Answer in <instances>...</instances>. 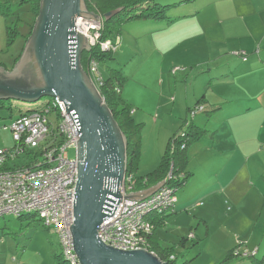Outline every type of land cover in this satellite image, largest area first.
Returning a JSON list of instances; mask_svg holds the SVG:
<instances>
[{
    "label": "rangeland",
    "instance_id": "rangeland-1",
    "mask_svg": "<svg viewBox=\"0 0 264 264\" xmlns=\"http://www.w3.org/2000/svg\"><path fill=\"white\" fill-rule=\"evenodd\" d=\"M15 1L12 0V2ZM154 1L160 5H172L177 2H218V7H226L228 11L229 7L226 6L228 3L224 2H246V0ZM254 1L264 2V0ZM19 7L14 13L0 16V64L9 69L24 45V37L19 33V36L11 44H8L5 29L2 31L4 20L7 19L6 24L17 25L18 30L21 31L23 26L30 21L29 19L33 18L29 4H21ZM210 10L209 7L203 17L204 22L211 14ZM167 13L171 16L173 11H167ZM193 18L180 19L170 25V29H174L176 26L182 27L183 25L188 28H197ZM137 22L129 21L120 26V40L115 45L113 58L99 63L98 72L105 77L109 67L121 68L125 75L124 86L129 92L128 99L134 104H132L134 106L132 108L135 110L137 107L140 112V115L136 117L141 119V122H139L141 123L140 156L136 173L144 175L159 164L168 134L171 131L183 129L184 119L188 116V113L185 112L186 96L191 98L192 93L198 92L200 89L202 91L204 89L203 86L205 87L206 85L203 72L202 74L199 72L200 68L205 64H198V62L204 61L203 58L207 51H210L213 48L212 46L218 47V45L211 43V38H207L208 34L189 36L186 39L182 38L180 42L177 40L178 33L174 30H165L163 33L160 31L152 32L151 34L154 35H151L153 42H149L147 37L149 34L142 32V24ZM155 47L162 52H158ZM240 51L244 50L235 49L232 54L236 55ZM192 63H197V65L192 66ZM220 86H223V84ZM46 98V96L41 97L37 103L44 101ZM12 100L25 103L24 105L28 104L17 99ZM7 103L8 100H5L4 105ZM14 116L15 111L12 109L6 106L0 108V149H9L15 144L12 131L9 128ZM177 117L181 118L175 121ZM48 118L56 125L57 119L54 111L48 113ZM50 140L51 137H48L45 141L48 142ZM53 142L57 143L58 140H53ZM35 151H38L37 148L25 149L17 156L9 158L7 166H25L37 160L40 155H35ZM66 153L69 158L75 157V146L66 148ZM188 153L191 154V159L185 166V170H195V175H188L189 179L195 181V185H198L199 181L203 180V177L207 178L215 175L217 165H207V160L200 156V154L204 156V153H208V150L193 151L192 153L188 151ZM178 190L175 193L176 197L180 194ZM212 196L215 198L213 202L201 198L202 204L200 205L199 200H196L200 196H192V198H196L186 204L196 200V203L190 205L189 208L192 209L198 206L210 210L211 208L209 207L213 203L219 209L223 207L228 210V213L230 209L233 211V205L227 204V201L233 202V199H223L224 203L222 204V199H216L215 194H212ZM174 207L175 204L166 211L164 224L158 226L156 230L163 243L172 244L173 252L176 254L175 264L235 263L238 257L234 258L232 263H225L223 260L228 249L244 244V237L240 236L243 235V227H239L236 222L228 221L220 227L211 228L212 233L208 238V233L205 230V225L202 226V221L198 230H196V220L194 224H191L192 228H190L188 225L192 221L191 212L176 211L174 213ZM218 208L217 210H219ZM193 233H198L200 238L197 240ZM182 235L186 236L184 245H181L180 242ZM23 253H25L24 256L28 257V261H38V263L34 264H55L57 260L54 254H61V246L56 232L45 226L39 216L34 213L24 214L22 217H17L14 214L0 216V260L12 262V259L15 260L17 256Z\"/></svg>",
    "mask_w": 264,
    "mask_h": 264
},
{
    "label": "crops",
    "instance_id": "crops-1",
    "mask_svg": "<svg viewBox=\"0 0 264 264\" xmlns=\"http://www.w3.org/2000/svg\"><path fill=\"white\" fill-rule=\"evenodd\" d=\"M3 1L5 0H0V2ZM8 1L12 2V0ZM217 3L183 2L168 10L173 11L171 21L141 19L137 23L142 24V32L149 34L147 36L149 42H153L152 32L163 33L165 30H174L178 33L177 40L180 42L182 38L208 34L207 38H211V43L218 45V47L212 46L213 48L205 54L204 61L198 62V64H205L199 70L201 74L203 72L206 79L204 89L192 93L191 98L187 96L185 98V112L202 95L204 97L202 102L207 109L205 112L196 113L193 117V122L205 131L188 146L186 165L191 159L188 151L192 153L208 150V153H204V156L200 154V156L208 161H206L207 165H217V172L213 177H203L198 185H195V181L188 177L185 184L178 190L180 194L176 197L174 213L176 211L191 212L192 221L188 226L192 228L191 224H194L196 220V230H198L202 221L208 238L212 233L211 228L220 227L228 221L236 222L239 227H243V235H240L244 237L243 247L249 251L255 249V258L260 260L256 264H264V2L254 0L224 2L228 3L226 6L229 7V11L226 7H218ZM209 7L211 14L204 22L203 17ZM0 16L2 17L1 14ZM189 17H194L197 28H188L183 25L170 29V25L176 21L189 19ZM29 20L21 31L16 25L23 37H26L29 31L31 33L34 15ZM6 22L7 19L4 20L2 31L5 29ZM17 36L19 35H16L14 39ZM155 49L162 52L156 47ZM235 49H243L246 59L243 60L241 56L232 54ZM195 64L197 65L192 63V66ZM0 66L6 70L11 69L1 64ZM221 84L223 86H220ZM121 96L129 100V92L124 83L121 87ZM128 102L133 104L130 100ZM139 113V108L132 109V117L137 122H141V119L136 118L140 115ZM179 118H175V121ZM172 133L173 131L168 134V137ZM188 172L190 176L196 174L193 169H189ZM143 190L138 189L133 192ZM212 194H215L216 199H222V204L223 199H233V202L227 201V204L233 205V211L230 209L228 213V210L223 207L219 209L213 203L212 206H208L210 210L198 206L189 208L196 203V200H199L201 205V198L213 202L215 198ZM197 195L200 196L199 199L186 204L198 197ZM192 196L196 197L192 198ZM165 216L166 214L161 220L159 218L155 220L151 241L163 247H171V243H163L160 240L156 230L158 226L164 224ZM193 236L197 237V240L200 238L198 233H193ZM180 239L181 245H184L186 236L182 235ZM230 249L227 250L223 260L225 263L234 262V258L226 260ZM24 254L17 256L15 260L12 259V262L0 260V264L38 263V261H28V257ZM233 264L254 263L246 258H238Z\"/></svg>",
    "mask_w": 264,
    "mask_h": 264
},
{
    "label": "water",
    "instance_id": "water-1",
    "mask_svg": "<svg viewBox=\"0 0 264 264\" xmlns=\"http://www.w3.org/2000/svg\"><path fill=\"white\" fill-rule=\"evenodd\" d=\"M117 9L105 12L104 19ZM98 19L84 0H40L38 15L18 60L10 70L0 66V99L33 102L58 97L79 124L77 134V180L73 222V249L80 264H167L146 248L123 250L105 244L97 235L107 206L121 197L125 175L126 139L110 109L81 65V53L89 50L86 39L73 30L77 17ZM163 181L130 199H143L157 191Z\"/></svg>",
    "mask_w": 264,
    "mask_h": 264
},
{
    "label": "built area",
    "instance_id": "built-area-1",
    "mask_svg": "<svg viewBox=\"0 0 264 264\" xmlns=\"http://www.w3.org/2000/svg\"><path fill=\"white\" fill-rule=\"evenodd\" d=\"M102 22L100 14L98 19L80 16L74 20V33L85 37L89 50L96 44L101 49L115 48L110 40L100 41ZM239 53L244 54H236ZM85 71L97 89L100 76L95 60L87 59ZM42 106L40 111H28L14 117L9 125L15 144L9 149H0V216L37 214L45 226L56 232L66 264H80L73 249L70 230L77 164L76 158H69L66 153L69 146H75L77 150L79 124L73 111L67 112L65 103L58 97H49ZM51 111L56 113V125L48 118ZM48 137L51 140L47 142ZM56 139L58 144L53 142ZM33 148L42 149L40 158L25 166H7L9 158ZM133 182L131 176L124 175L119 187L121 197L117 199L109 195L114 202L107 206L97 235L102 242L118 249L146 248L154 252L148 248V235L154 227L149 214L168 211L175 204L176 196L163 184L146 198L130 199L125 195L134 191ZM255 251L237 247L235 254L246 256Z\"/></svg>",
    "mask_w": 264,
    "mask_h": 264
},
{
    "label": "trees",
    "instance_id": "trees-1",
    "mask_svg": "<svg viewBox=\"0 0 264 264\" xmlns=\"http://www.w3.org/2000/svg\"><path fill=\"white\" fill-rule=\"evenodd\" d=\"M84 2L87 9L100 15H103L109 10L117 9V11L112 16L106 19L103 18L102 27L100 29V41L110 40L112 45L119 43L120 26L126 22L138 21L141 19H165L167 21H171L172 17L168 15L167 11L171 8V6L174 7V5L183 3L177 2L173 3L172 5H160L154 0H84ZM21 4H29L35 21L40 8V0H16L15 2H9L8 0H5L0 2V14L2 16H6L9 13H14L17 8H20L19 6ZM32 25L33 21L30 24V30ZM5 31L7 43L11 44L14 37L18 35L19 32L16 26L8 23L5 25ZM29 35L30 31L28 32L27 36L24 37V41H26ZM20 53L15 58L14 63L18 60ZM113 53V49H101L99 44L93 45L90 50L83 51L81 54L82 68L84 70L86 69L87 59L90 58L95 60L98 71L99 63L112 59ZM236 55L241 56L243 60L246 59L245 52L244 54L239 53ZM99 76L100 84L97 86V90L103 96L105 104L110 109L117 127L126 139L125 176H131L132 180L134 181L133 190L135 191L138 189H145L163 181L164 185L172 189L173 194L175 195L176 191L185 184L189 177L188 175L190 174V172L185 170L187 163L186 150L191 142L198 139L199 136L205 131L204 128L199 127L193 122V117L196 113L207 111L204 103L202 102L204 99L203 95L198 98L192 106L188 107L186 112L188 113V116H186L184 119L183 129L173 131V133L168 137L165 149L160 156L159 164L152 171H149L144 175H138L136 170L140 156L139 143L141 123L135 121V119L132 117V104L121 96V87L124 83L125 75L123 74L121 68L109 67L106 77H103V75L100 73ZM5 100H8L6 105H4ZM38 100L27 102L28 104L24 105L25 103L14 101L11 98L0 99V108L6 106L7 108L12 109L15 111L14 117H16L28 111H40L43 108L42 105H44L49 100V97H47L44 101L37 103ZM58 142L55 144H58ZM37 150L38 151H35V155H41L42 149L37 148ZM24 214H20L17 217H22ZM165 214L166 211L149 214V218L154 224V227L151 233L148 235V248L153 250L159 258L165 260L167 264H175L176 254L173 252L172 246L163 247L160 244H157L156 242L154 244L151 241V235L156 224L155 220L157 218L161 220ZM238 248L241 250L244 247L239 246ZM236 249L237 247H233L229 250L226 260L238 257L241 259L246 258L248 261H251L254 264L260 262V260L255 258V253L248 254L246 256L236 255ZM170 256L173 257L169 259ZM54 257L57 260L55 264H66L61 254H54Z\"/></svg>",
    "mask_w": 264,
    "mask_h": 264
}]
</instances>
